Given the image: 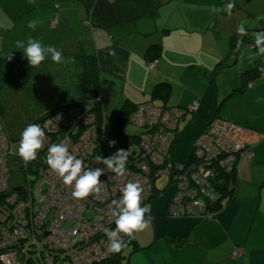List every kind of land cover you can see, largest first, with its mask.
Instances as JSON below:
<instances>
[{
    "label": "crops",
    "instance_id": "0c3cea01",
    "mask_svg": "<svg viewBox=\"0 0 264 264\" xmlns=\"http://www.w3.org/2000/svg\"><path fill=\"white\" fill-rule=\"evenodd\" d=\"M66 1L49 41L62 51L98 55L104 110L155 102L153 87L169 81L171 103L158 105L190 107L198 102L197 112L204 117L185 115L182 127L179 124L180 129L186 127L180 141L192 145L208 118L218 116L240 126L254 150L252 158L239 162L233 200L215 215L170 217L166 214L171 196L160 204L157 199L147 202L148 226L134 233L129 264H264V103L256 99L264 96V75L226 97L241 72L258 59L257 49L238 41L236 50L231 37L241 23H264L259 19L264 0H232L236 6L230 15L212 10L228 0H113L120 21L108 27L93 17L86 0ZM64 23L81 32L64 38ZM67 41L74 43L72 48ZM155 43L162 48L151 69L146 53ZM245 46L253 51L246 52ZM5 50L7 55L0 53L7 58L28 62L18 46ZM237 246L241 255L231 258Z\"/></svg>",
    "mask_w": 264,
    "mask_h": 264
},
{
    "label": "built area",
    "instance_id": "2783aa9c",
    "mask_svg": "<svg viewBox=\"0 0 264 264\" xmlns=\"http://www.w3.org/2000/svg\"><path fill=\"white\" fill-rule=\"evenodd\" d=\"M58 6V5H57ZM58 19L51 24L55 26ZM156 61L150 62L154 68ZM251 85V83H250ZM198 110V102L188 109L140 103L129 121L142 128L126 141L137 138L141 151L127 161L123 175L113 173L97 156H109V150L121 145L118 130H110L104 119L81 106L58 109L33 122L45 130L44 143L37 158L23 160L16 154L19 139L9 135L0 118V264H100L110 258L104 229H115L113 200L121 197L120 188L129 181L139 182L143 191L141 204L153 199L155 180L162 174L174 184L168 213L172 217H205L219 198L216 187L225 174L238 171L242 158H252L254 150L242 137V128L233 122L213 118L197 135L191 160L178 161L172 142L180 120ZM117 131V132H116ZM111 141H115L111 144ZM52 143H65L84 167H104L100 192L76 198L72 187L45 162ZM126 144V143H125ZM26 172L25 184L14 181L9 162ZM33 173L35 177H29ZM25 180V176H24ZM38 181V183H37ZM209 217V216H208ZM130 235L120 233L126 242ZM236 247L230 257L241 255Z\"/></svg>",
    "mask_w": 264,
    "mask_h": 264
},
{
    "label": "trees",
    "instance_id": "16d2710c",
    "mask_svg": "<svg viewBox=\"0 0 264 264\" xmlns=\"http://www.w3.org/2000/svg\"><path fill=\"white\" fill-rule=\"evenodd\" d=\"M85 1V0H82ZM86 7L91 10L93 17L99 19L98 21L104 27H108L114 24H117L120 21L119 15L117 13L115 7V1L113 0H86ZM233 8L236 4L232 1ZM58 7H61L59 3H57ZM232 8V9H233ZM57 8L56 10H58ZM59 21V18L57 16ZM88 22V24H90ZM247 29V35L241 38L235 30L234 34L231 37V45L235 46L236 50H238L237 43L238 41L246 42V44L251 45L255 49L254 43V33L260 30H264V23L256 26H245ZM161 44L155 43L149 46L147 50L146 57L150 62L156 61L160 55ZM63 60L60 63H56L52 61L50 58H47L45 61H42L40 65L32 67L31 65H22L21 62L12 60L7 58V56L2 55L0 53V118L3 120L5 127L14 140L20 137V132H17L19 126L15 124L11 115H13L11 109L8 107L6 98V94L9 95V91L15 90L18 94L19 91L23 93V89H27L29 94L36 95L38 97L37 100L44 98L49 101L44 106L32 110L28 108V105L22 109L25 111H33L32 115L27 114L28 119L25 124L22 125L24 128L27 124L38 122L43 120L45 116L55 112L58 109H66L70 106H81L85 110L94 111L98 119H104V122L111 130H118V134L121 133V129L124 127L125 123L129 121L130 115L134 112L136 107L142 103H134L133 105L123 106L115 120L114 125H108L105 121V110L102 106V90H101V65L100 59L98 55L94 52H87L84 50L81 51H62ZM264 54H259L258 59L249 67L244 69L240 74V81L233 85L226 97L232 96L237 92H242L245 90L249 83L258 77L264 75ZM149 66V64H148ZM155 68V67H154ZM153 69V68H151ZM52 78H55V85H53ZM61 79L64 83H68V88H63L60 86ZM58 83H57V81ZM43 85L52 84L54 86L51 89H47L45 92L40 91L39 88ZM172 84L169 81H160L155 84L152 90V95L154 98H161L164 102L167 101L171 95ZM4 97V100H3ZM25 99V98H24ZM23 99V103H24ZM86 101L92 102V106L87 108L84 106ZM146 102V101H144ZM166 106V105H165ZM177 107V106H176ZM188 109L189 107H181ZM15 112V111H14ZM21 111L18 110L16 114L18 115ZM37 113L36 115H33ZM194 114V118L203 119L197 111L191 112ZM218 113V112H217ZM187 115V114H186ZM26 116V117H27ZM5 117V119H3ZM218 117L214 116L213 118ZM193 118V119H194ZM213 118H208L207 123H209ZM9 122L13 128L14 133L9 131L7 123ZM186 127H183L176 130V137L172 142V148L176 146L179 137L185 131ZM196 139V138H195ZM194 139V141H195ZM194 141L192 143V149L194 148ZM194 156H190L191 160ZM238 171H232L230 173L225 174L223 171L218 172V177L225 176L224 179L220 183L217 184V188L220 192L219 198L214 202V205L209 209L211 210V214H206L205 217L215 215L221 208L229 204L235 195L236 183L238 179ZM161 190L154 188L153 199L150 202L155 201ZM171 199V198H170ZM167 216H170L167 208ZM172 217V216H170ZM134 240L133 236H130L129 239L126 240V243H130ZM126 257L124 253V247H122L120 252L113 253V255L108 258L106 261L100 264H122V260Z\"/></svg>",
    "mask_w": 264,
    "mask_h": 264
},
{
    "label": "clouds",
    "instance_id": "9594fccd",
    "mask_svg": "<svg viewBox=\"0 0 264 264\" xmlns=\"http://www.w3.org/2000/svg\"><path fill=\"white\" fill-rule=\"evenodd\" d=\"M233 8L232 0L221 6H213L215 12H227L231 14ZM264 19V16L259 17ZM39 21L29 20L28 27L35 29ZM241 38L247 35V29L243 23L237 28ZM254 43L259 54H264V30L254 33ZM19 49L23 50L24 56L29 64L34 67L41 64L47 58L56 63L63 60V53L55 45L45 44L39 39L29 37L26 41L18 42ZM258 103H264V96H257ZM45 130L39 124L29 123L20 133L16 154L25 161L37 158L38 149L44 143ZM114 144L115 141H111ZM129 150L120 148L113 154L104 157L97 156L96 161H102L113 173L123 175L126 172ZM45 162L48 167L62 178L64 184L72 187V195L76 198L87 197L91 192H100L103 181L100 179L105 174L104 167L86 168L81 157H77L65 143H52L47 148ZM142 187L139 182L129 181L120 188L121 197L113 200L115 206L113 214L116 216L115 229H104V235L108 241L110 253L120 252L125 246V241L120 238V233H126L134 237L136 231L147 226L146 206L141 204Z\"/></svg>",
    "mask_w": 264,
    "mask_h": 264
},
{
    "label": "rangeland",
    "instance_id": "374dc122",
    "mask_svg": "<svg viewBox=\"0 0 264 264\" xmlns=\"http://www.w3.org/2000/svg\"><path fill=\"white\" fill-rule=\"evenodd\" d=\"M66 2H67L66 0H0V52L3 51L7 55L5 48L10 49L15 46H18V42L26 41L29 37L33 39H39L45 44H52L51 43L52 41H49L51 39L50 36L52 35L51 32L52 30L55 31L54 28L55 27L57 28L59 21L58 23H56L55 26H52L51 22L55 18H57V16L59 18L61 7L62 5L65 6V4H67ZM57 3H59L61 7H58ZM57 8H59L58 9L59 11L56 10ZM46 18L47 20L45 22ZM29 20L39 21V23L37 24L34 30L28 27ZM62 31L64 34V38L66 39L69 37H74L75 35L81 32L78 30L77 26L70 27L68 23L63 24ZM65 33L67 35H65ZM66 44L68 45L69 48H72L74 43L67 41ZM245 50L246 52L253 51L252 48L248 46L247 47L245 46ZM257 54L259 56V53ZM262 56L264 57V55ZM22 65L27 66L30 64L29 62L24 61L22 62ZM51 81H53L52 84L55 85L56 83L55 78H52ZM52 84H48V85L42 84V87L39 88V90L45 92L47 89H51L54 87L52 86ZM60 86L66 89L69 87V84L64 83L63 80L61 79ZM193 86L196 87L197 85H193ZM175 88L179 92L180 85L175 86ZM22 91L23 93L19 91L17 94L15 90L11 89L9 91V95H7L8 93L6 94L7 96L6 98L8 99L7 105L13 113V115H11L12 117H14L13 121L15 122L16 125L19 126L17 132L23 130L22 125L27 122L28 113L32 115L34 110L44 106L49 101H53L51 99L46 101L47 99L44 98L37 100L38 99V97L36 96L37 94L35 96L29 94V91L26 88L23 89ZM23 99H24V103H23ZM171 100L173 101V99ZM154 103L169 104L171 102L169 101L164 102L161 99L157 98ZM25 105L26 106L28 105L29 110L32 109L33 111L22 110L25 107ZM84 106L90 108L92 106V102L86 101L84 103ZM18 110H20L21 112L18 115H14L17 113ZM118 111L119 110H114L113 108H109V106L107 107V110H105V115L108 118L107 120L108 125L115 124ZM189 113L191 114V112ZM36 114L37 113H34L33 115ZM3 119H5V117ZM183 122L182 121L180 122V127H182ZM6 123L9 128V131L11 133H14L11 124L9 122ZM140 131H142V128L132 124L130 121L126 122L124 127L121 129V133L118 136L121 145L116 148L110 149L109 155L113 154L114 152H116L117 149L120 148L129 150L130 152L129 158L133 157L135 153H139L141 151V148L137 138H134L133 141L129 142L126 141L125 136L134 135L135 133H139ZM183 140L185 141V139ZM183 140L180 141V139H178L176 146H174V148L172 149V153L175 159L178 161H188L192 154V146L189 143H184ZM9 168H11L12 173L15 174L14 181H21V182L25 181L24 183L27 184L26 172L24 170L18 171L15 164L12 163V160L9 162ZM24 176H25V180H24ZM28 176L32 178L35 177L33 173H28ZM154 183H155V187L161 190L157 198L158 201L156 200L158 204H160L161 202L166 201L169 196H171V193L173 192L174 184L171 180V177L167 174L160 175L158 178H156ZM147 226H148V222H147ZM140 231L141 230H139V232ZM131 248H132V243L125 244L124 251L126 253V257L122 260V264H129V255H130L129 252Z\"/></svg>",
    "mask_w": 264,
    "mask_h": 264
}]
</instances>
